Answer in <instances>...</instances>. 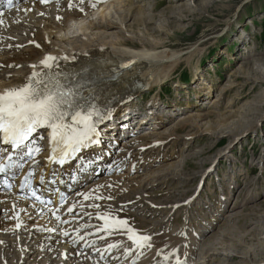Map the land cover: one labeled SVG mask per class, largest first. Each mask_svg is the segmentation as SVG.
I'll list each match as a JSON object with an SVG mask.
<instances>
[{
	"label": "rangeland",
	"instance_id": "obj_1",
	"mask_svg": "<svg viewBox=\"0 0 264 264\" xmlns=\"http://www.w3.org/2000/svg\"><path fill=\"white\" fill-rule=\"evenodd\" d=\"M66 1L69 0H47L43 9L57 10L53 7ZM113 3L112 9L117 10L118 20L124 24L99 26L97 23L105 19L101 18L100 8L91 13L87 9L85 18L64 21L63 31L56 38L62 36L69 42H86L97 36L106 42L119 39L132 50L149 46L169 53L173 62L161 67L164 70L159 71L160 84L149 87L144 83L146 90L131 100V111L119 116L121 136L108 164L109 169L117 162L116 170L103 173L105 163L96 161L94 170L100 169L103 175L84 186L87 189L74 198L84 199L81 210L94 207L98 200L109 201L111 207L96 212V219H107L108 214L113 221H126L138 232L154 230L157 236L180 230L188 220L184 228L188 237L183 241L190 243L196 232L199 244L193 256L187 251V258L180 263L191 255L188 264H264V0H104L102 4ZM17 29L6 40L23 37L21 27ZM34 29L40 42L45 40L48 31ZM35 34L25 38H34ZM56 38L51 41L58 45V51L62 45L68 47ZM27 42H22L16 51L27 49ZM11 49L0 47V53ZM253 51L258 54L252 55ZM131 61L133 64L124 70L137 65L136 60ZM163 71L168 72L161 76ZM8 88L15 86L3 89ZM96 99L106 102L103 96ZM111 129L106 130V138L112 139ZM101 154L108 159L102 149ZM159 175L166 177V182L152 188L150 183ZM142 188L148 195L139 205L138 195H132H140ZM116 189H122L120 196H112L117 194ZM103 192L106 196L110 193L112 200H107L110 197ZM125 198L132 201L124 202ZM12 201L13 208L25 205L26 210L36 209L12 189L1 191L2 232L13 224L8 214V203ZM144 209L148 210L146 215L142 214ZM111 212L117 215L111 216ZM173 213L176 219L170 218ZM52 219L57 218L52 215ZM192 221L195 225L186 228ZM99 224L98 228L102 222ZM26 229L18 226L16 234L6 233L9 236L4 232L9 246L5 249L0 241V264L67 262L64 250L54 257H48V251H41V255L28 252L32 234ZM104 242L99 249L107 245ZM24 247L29 248L24 251ZM96 247L97 244L91 246L93 251L87 248L88 254L81 250L80 257L74 256L75 262L96 264ZM63 254L64 259L60 256ZM141 258L132 264H145L153 256L149 253Z\"/></svg>",
	"mask_w": 264,
	"mask_h": 264
},
{
	"label": "bare ground",
	"instance_id": "obj_2",
	"mask_svg": "<svg viewBox=\"0 0 264 264\" xmlns=\"http://www.w3.org/2000/svg\"><path fill=\"white\" fill-rule=\"evenodd\" d=\"M55 1L57 0H53L52 2ZM87 1L91 0H69L63 3V5L58 3L53 7L54 9L57 8V10L54 11L43 9V5L40 6L41 2L39 0H30L28 3L22 4L20 8L15 7L13 10L6 13L0 8V21H2V23H0V47H12L10 51L0 53V89L11 86L17 88L24 85L26 83V78L31 77L33 71H37L39 68L40 62L48 56L59 58L64 61L62 70H59L57 65L58 62H54L53 71L58 75L49 72L53 81L59 80L63 85L66 82L75 83V85L79 87L78 92L85 89L82 93L84 101H89L90 99L97 100L102 106H108L106 107L107 112H113V115L121 114L123 109L130 107L128 102H125L120 108L116 107L114 104L117 105L126 101L127 98H132V94L136 96L140 95L143 88L146 90V85L144 83L149 85V87H153L154 83L160 84L159 71L164 70L161 67H165L173 62L169 53L165 54L164 51H159L157 49L151 50L149 46L141 50H132L125 47L119 39L106 42L101 36H97L94 39L89 37L92 40L86 42H80L78 39L69 42L61 38L62 36L56 38V34L63 31L64 21L85 18L84 13L87 9L90 10L91 13L97 8H100L98 11L101 18L105 19L97 23L99 26L105 25L106 27H111L119 23L124 24L123 20H118L119 14L117 10L112 9L115 6L114 3L106 6L102 4L104 0ZM53 15L56 19H53ZM92 24L91 22L89 26ZM19 26L21 27L19 33L23 37H17V40L12 42L6 40V37L12 35L11 31L16 30V28L19 30ZM34 27H40L43 31H48L47 36L44 37L45 40L40 42L39 37L35 34L36 30ZM32 33L35 34L34 38H25ZM51 38L65 41L64 43L68 44V47L60 43L62 46L59 47L60 50L58 51V48H56L58 45L53 43ZM19 39L25 43L28 40L27 43L29 46L22 53L16 51V47L22 44V42L18 41ZM38 46H40V48H38ZM256 53L258 54V52H254L252 55ZM131 60H136L137 65L124 70L133 64ZM34 65L38 67L33 68ZM167 72L168 71H163L160 75L163 76V74ZM170 73H172V71H170ZM92 96L94 98H92ZM100 96L105 98L106 103H104L102 99H96ZM109 126L110 128L114 127L112 123L109 124ZM116 127H118V125ZM117 130L119 132V128H117ZM81 154L92 157L96 155L103 156L99 147H94L88 153L83 154V152H81ZM107 155L110 156V154H106V156ZM105 170L106 167L104 164V171ZM14 171L15 174L21 173L23 175L22 168H16ZM170 172L172 173L173 170H170ZM151 176L152 175H149L148 177ZM160 177L162 176L159 175L155 181L150 183L152 188L156 187V183L166 182V177ZM133 180L134 179H132V181ZM86 182H88V180ZM131 182L129 180L128 183L130 184ZM122 189L117 190L118 195L112 193V196H120L121 194L119 193H122ZM142 190L140 195L135 192H133L135 194L132 195L134 197L138 195L137 203H139V205H142L141 201L145 200L143 196L147 194L145 189L142 188ZM109 191L111 192V190ZM114 191L115 190H113V192ZM69 194L72 195V198L68 201V206L59 207L53 212L58 215L59 219H52L51 214L37 207L34 211L24 209L25 205L19 206L18 209H16V207L13 208V201L16 200L15 198L11 203H8V214L12 215L13 224L11 227L8 226L6 231L4 230L5 235H8L6 234L8 231L9 233L13 231V233L16 234L18 226H20L21 229L28 228L26 232L32 234L29 240L32 245L31 248L24 247V251L29 248L28 252H35L37 255H41V251H48V257H54L55 255L58 256L59 250H64L67 255V262H61L60 264H77L74 260V256L79 255L80 257L82 255L78 253L80 250L87 248L91 249L92 245L102 240L106 241L107 245L102 249L98 248L99 255L97 261L95 260L96 264H132L138 261L139 257L142 256V258H144L149 253L150 256H153V259L147 260L145 264H188L191 255L195 252V246L199 244V241L197 239L195 240L193 236L190 239V243L187 240L183 241L184 238H186V230L184 229L186 225H182L180 230L173 229L166 235L157 236L154 230V232L152 230L138 232L139 230L137 231V229L131 228L129 225H127L126 228L122 227L119 225V221H113L108 214L107 219L101 218L98 220L96 219V212L102 211L105 207H111V202H105L104 200L101 202V200H98V202L94 204V207H86V209L81 210L83 209L81 204L84 199L80 200L77 197L74 198L78 193L70 192ZM109 194L106 196L104 193L106 197H110ZM107 200H112V197ZM131 201L132 200L126 199L124 202ZM87 202H89V200H87ZM124 202H121L123 203L122 206H125ZM131 204L132 203H130L129 206H131ZM171 207L173 208L174 204ZM70 208L72 209L71 212L69 211ZM107 210L110 211V209ZM147 212L148 210L144 209L142 214L146 215ZM86 215L91 216L90 218H92L94 222L82 220L83 218L85 219L84 216ZM171 217L176 219L175 213L171 214L170 218ZM186 218L188 219V217ZM75 219H77L78 222H76ZM100 222H102V226L98 228ZM72 225H74L73 229ZM83 227H88V229L85 230V232L81 231ZM187 227H189V225ZM170 228L171 227H169L168 230H170ZM127 229L133 230L138 235L150 237L147 243L151 246H145L143 248L138 247L129 239L130 233ZM4 232L0 231V241H3V246L6 249L9 244L6 242L5 237H3ZM65 232L68 234L65 235ZM40 235L41 237H39ZM109 245H115V247L110 248ZM188 245L190 246L189 248ZM152 248H154L155 251H153ZM159 248H163L161 253L158 252ZM91 250L93 251V248ZM187 251H190L191 255L188 257V260L186 259L187 261L180 263L181 261L183 262L185 257L187 258ZM106 254H108L109 258H105ZM60 256L63 259L65 257L64 254ZM47 262H49V260L45 261V264H47ZM52 262L50 264H53Z\"/></svg>",
	"mask_w": 264,
	"mask_h": 264
},
{
	"label": "snow or ice",
	"instance_id": "obj_3",
	"mask_svg": "<svg viewBox=\"0 0 264 264\" xmlns=\"http://www.w3.org/2000/svg\"><path fill=\"white\" fill-rule=\"evenodd\" d=\"M8 3L11 5L12 0H8ZM56 59L51 56L45 57L40 64L48 72L41 74L33 71L31 77L26 78L24 85L0 89V141L16 150L21 159L34 158L41 148L33 141L39 130L46 128L49 130L52 144L48 160L63 165L74 153L93 142L97 134L94 117H99L100 113L92 105L86 108L81 103L83 97L79 96L78 99L79 94L76 90L67 88L59 80L53 81L49 72L58 75L53 71ZM36 67L38 66H33ZM39 138L42 140L43 135L40 134ZM3 171L5 165H0V172ZM118 223L122 227L127 226L126 221ZM127 231L130 233L129 239L138 247L151 246L147 243L150 237L138 235L131 229ZM67 234L65 232V235Z\"/></svg>",
	"mask_w": 264,
	"mask_h": 264
},
{
	"label": "flooded vegetation",
	"instance_id": "obj_4",
	"mask_svg": "<svg viewBox=\"0 0 264 264\" xmlns=\"http://www.w3.org/2000/svg\"><path fill=\"white\" fill-rule=\"evenodd\" d=\"M104 103H106V102H104Z\"/></svg>",
	"mask_w": 264,
	"mask_h": 264
}]
</instances>
